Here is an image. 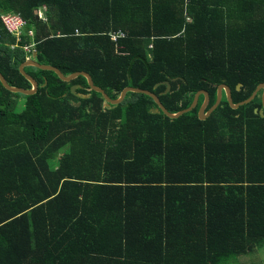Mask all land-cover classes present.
Returning a JSON list of instances; mask_svg holds the SVG:
<instances>
[{
    "label": "trees",
    "instance_id": "16d2710c",
    "mask_svg": "<svg viewBox=\"0 0 264 264\" xmlns=\"http://www.w3.org/2000/svg\"><path fill=\"white\" fill-rule=\"evenodd\" d=\"M0 13L28 21L37 62L87 72L112 99L140 88L177 113L201 90L210 109L221 84L239 103L264 83V0H0ZM26 59L0 48L10 85L32 88ZM26 72L34 95L0 82V264H238L264 246L263 91L238 109L224 94L206 120L201 95L170 119L145 94L109 107L85 77Z\"/></svg>",
    "mask_w": 264,
    "mask_h": 264
},
{
    "label": "water",
    "instance_id": "95a60500",
    "mask_svg": "<svg viewBox=\"0 0 264 264\" xmlns=\"http://www.w3.org/2000/svg\"><path fill=\"white\" fill-rule=\"evenodd\" d=\"M36 58H37V52L34 54V57H32L31 59H29L26 62H24L23 64H21L19 67L20 73L31 83V85H32L31 89H24V88L15 87V86L10 85L8 83V81L6 80V78L4 77V75L0 72V82L2 83L4 88L7 89L8 91L12 92V93H15V94H22V95H26V96H31V95L36 94L38 92V89H39V83L26 72L27 67H35V68H38L40 70L52 71V72L56 73L58 75V77L66 83H70L80 76L85 77V79L87 80L88 87L92 91H95L97 93L102 94L105 101H106V106H109V107L110 106H118V105L122 104L125 101L128 93L145 94V95L151 97L157 105L156 108L152 109V113L153 114H160L161 112H163L170 119H178L181 116L192 112L198 106L199 99H200L201 95H203L205 97V99H204V102L199 109V119L200 120H206L213 114V112L221 105V103L223 101L224 94L227 98L229 105L233 109H238L241 106H244V105L251 103L258 96L259 92L263 91V95H262L263 109H261L260 111L255 110V112L259 113L261 115V117L264 118V83L260 84L248 99H246L242 102H239V103L234 102L231 88L228 85L221 84L218 86L216 103L210 109H208V105H209V101H210L209 93L207 91L201 90L195 94L193 102L188 108L183 109L177 113H172L163 105L159 96L156 95L155 93L149 91V90H143V89L134 88V87H126L125 89H123V91L121 92L120 96L117 99H112L105 92L104 89L95 85L93 78L89 73L81 71V72L72 73V74L67 76L57 67H54L51 65L40 64L39 62H37ZM164 84L167 85V89L164 93H161V94H168L170 92V89H171V84L169 82L158 83L155 86V88H158V86L164 85ZM81 88H82L81 85L72 86L71 87L72 94L81 97V95L79 93H77V89H81ZM241 88H242V84L240 83L237 85V90L240 91ZM82 97L87 98L88 96H82Z\"/></svg>",
    "mask_w": 264,
    "mask_h": 264
},
{
    "label": "built area",
    "instance_id": "2783aa9c",
    "mask_svg": "<svg viewBox=\"0 0 264 264\" xmlns=\"http://www.w3.org/2000/svg\"><path fill=\"white\" fill-rule=\"evenodd\" d=\"M47 8L41 7L36 11L37 19L47 21ZM0 23L3 25L7 36L0 33V48L8 47L9 49L22 48L27 55V60L31 59V55L35 50V31L33 29H27L28 21L25 20L21 15L16 13H0ZM123 32H115L111 34V39L113 41H118L122 36L118 34ZM31 37V42L29 44L24 43L23 37ZM12 38L13 41L6 38Z\"/></svg>",
    "mask_w": 264,
    "mask_h": 264
},
{
    "label": "rangeland",
    "instance_id": "374dc122",
    "mask_svg": "<svg viewBox=\"0 0 264 264\" xmlns=\"http://www.w3.org/2000/svg\"><path fill=\"white\" fill-rule=\"evenodd\" d=\"M46 19L48 20V16L47 15H46ZM117 32H122V31H117ZM112 33H115V31L110 32V37H111ZM118 35L119 36H122V35L124 36V37H121L120 39L127 37L124 32L120 33ZM35 53H36V50H34V52L31 55H29V56L34 57ZM20 108H22V104H20ZM238 264H264V246L262 248H260L257 252L252 253L251 256L242 257L239 260Z\"/></svg>",
    "mask_w": 264,
    "mask_h": 264
},
{
    "label": "crops",
    "instance_id": "0c3cea01",
    "mask_svg": "<svg viewBox=\"0 0 264 264\" xmlns=\"http://www.w3.org/2000/svg\"><path fill=\"white\" fill-rule=\"evenodd\" d=\"M4 35V34H3ZM4 36H6V35H4ZM6 38H8V39H10L11 41H13V39L12 38H9V37H6ZM35 41V40H34Z\"/></svg>",
    "mask_w": 264,
    "mask_h": 264
}]
</instances>
